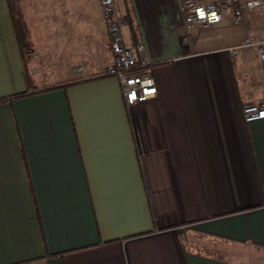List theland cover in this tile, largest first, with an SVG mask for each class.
Returning a JSON list of instances; mask_svg holds the SVG:
<instances>
[{"label":"crops","instance_id":"1","mask_svg":"<svg viewBox=\"0 0 264 264\" xmlns=\"http://www.w3.org/2000/svg\"><path fill=\"white\" fill-rule=\"evenodd\" d=\"M117 3L157 87L133 108L100 0H0V264H264L257 51L232 12L186 45L179 0Z\"/></svg>","mask_w":264,"mask_h":264},{"label":"built area","instance_id":"2","mask_svg":"<svg viewBox=\"0 0 264 264\" xmlns=\"http://www.w3.org/2000/svg\"><path fill=\"white\" fill-rule=\"evenodd\" d=\"M25 0H8L11 7ZM184 18L186 35L183 42L191 44L189 33L196 29L207 30L221 24L232 12L233 23L241 25L245 37L241 43L227 50L235 58L244 49H255L260 60L264 76V30L255 31L247 22V12L261 10L264 16V0H179ZM104 17L112 60L104 76L115 77L120 84L125 105L133 108L153 100L157 87L153 77V65L146 56L145 47L138 43L130 23L118 9L117 0H100ZM27 53V57L32 56ZM243 118L246 123L264 120V95L259 102H247L243 105Z\"/></svg>","mask_w":264,"mask_h":264},{"label":"rangeland","instance_id":"3","mask_svg":"<svg viewBox=\"0 0 264 264\" xmlns=\"http://www.w3.org/2000/svg\"><path fill=\"white\" fill-rule=\"evenodd\" d=\"M247 22L251 24L253 30L259 31L264 29V16L261 10L248 12ZM241 25H234L232 28H238ZM242 27V26H241Z\"/></svg>","mask_w":264,"mask_h":264},{"label":"trees","instance_id":"4","mask_svg":"<svg viewBox=\"0 0 264 264\" xmlns=\"http://www.w3.org/2000/svg\"><path fill=\"white\" fill-rule=\"evenodd\" d=\"M126 18L128 19V16Z\"/></svg>","mask_w":264,"mask_h":264}]
</instances>
